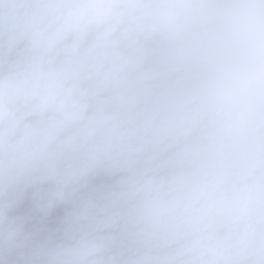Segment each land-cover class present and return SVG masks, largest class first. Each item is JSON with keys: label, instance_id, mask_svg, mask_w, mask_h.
<instances>
[{"label": "clouds", "instance_id": "clouds-1", "mask_svg": "<svg viewBox=\"0 0 264 264\" xmlns=\"http://www.w3.org/2000/svg\"><path fill=\"white\" fill-rule=\"evenodd\" d=\"M0 264H264V0H0Z\"/></svg>", "mask_w": 264, "mask_h": 264}]
</instances>
